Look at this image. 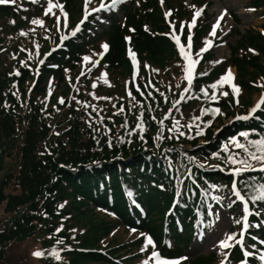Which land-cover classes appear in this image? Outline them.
Wrapping results in <instances>:
<instances>
[{
  "label": "trees",
  "instance_id": "16d2710c",
  "mask_svg": "<svg viewBox=\"0 0 264 264\" xmlns=\"http://www.w3.org/2000/svg\"><path fill=\"white\" fill-rule=\"evenodd\" d=\"M258 3L253 0L250 4L257 8ZM13 4H0V16L14 17L16 11L10 7ZM151 6L142 14L132 7L121 6V9L123 18L130 22L137 33V46L156 58L164 52L168 42L166 35L151 34L143 29L145 24L148 27L158 25ZM16 18L17 32L23 29L18 27L25 18ZM110 18L112 45L109 56L113 62H121L123 47L118 26L123 18L114 15ZM262 26L264 28V24ZM157 29L162 31L160 26ZM6 35L0 36V46L5 52H0V204H4L3 211L7 215L0 218V264L10 262L8 254H4L8 244L25 241L35 233L36 227L45 235L41 240V248L45 252L54 237L68 239L76 236L77 241L83 240V245L87 246L99 238L98 232L105 234L109 227L120 225L132 232L142 231V235L151 238L158 252L167 256H181L183 249L193 241L196 230L209 232L216 221V212L211 210V205L220 204V201L212 196L210 187L232 194L234 185L251 205L250 230L246 233L251 255L244 258L236 243L241 212L238 205L240 199L234 193L228 207L232 212L238 211L227 235L236 237V240L229 241L233 247L199 254L188 264H261L258 255L264 249V199L253 201L252 197L264 195V188L261 187L264 186V172L258 170L260 162L249 160L252 168L257 170L241 172L237 175L236 183L234 177L227 175L226 168L244 167L229 161L230 155H234L237 161L248 158L243 149L236 148L230 142L236 133H249L247 140L238 141L253 152L256 149L248 145V141L264 139V105L249 120H233L232 125L222 122L217 132L222 140L220 138L213 143L208 121L217 114H207L198 120L190 118L188 121L181 116L191 109V105L197 107V102L213 100V95L218 96L200 85L207 82L205 74L196 73L191 83L186 82L177 88L176 92L181 94L177 102L158 109V119L152 118L153 123L147 125L150 130L147 138L133 129L117 137L90 138L86 134L80 137L79 132H75L76 125L70 120L60 119L58 114L49 119L39 116L37 109H24L25 105L19 98L25 94L24 85L30 79V74L24 68L13 73L10 70L13 61L9 57L30 51L31 47L18 46L16 40L15 44L5 42ZM260 39L257 33H248L240 38L239 44L254 45ZM79 41L74 40L65 47L63 56L52 57L56 65L49 67L48 71L53 72L59 80H62L61 60L67 63L70 59L74 61L80 58L82 49ZM232 58L241 73H247L251 68L255 71L254 77L264 84V67L259 57L238 58L234 54ZM156 68L158 70L153 71L159 73L149 85L153 99L158 103V95L162 100L168 99L170 85L160 75V71L166 72V66ZM213 69L214 66L210 68L208 76ZM200 75L204 78L199 79ZM243 84L247 92L252 90L247 82ZM43 86L44 79L38 76L32 89L41 92ZM225 100L224 96L218 99L222 101V109L228 110ZM147 108L154 115L149 104ZM227 113L232 112L228 110ZM96 124L102 125L101 121ZM53 125L57 130H53ZM199 136L205 141H195ZM227 143L231 145L227 146ZM64 199L67 201L64 202ZM73 208L78 210L77 213H72ZM102 209L110 213L112 219L110 225L104 224L98 229L97 223H92V216L96 210ZM64 212L67 215L62 220ZM60 221L65 223L58 228ZM169 243L174 246L170 247ZM93 249L74 252L71 264L82 261L87 264L109 263L108 255H103L100 249ZM148 251H151L149 247ZM53 259L51 252L49 257H41L40 261L43 264H66Z\"/></svg>",
  "mask_w": 264,
  "mask_h": 264
},
{
  "label": "rangeland",
  "instance_id": "374dc122",
  "mask_svg": "<svg viewBox=\"0 0 264 264\" xmlns=\"http://www.w3.org/2000/svg\"><path fill=\"white\" fill-rule=\"evenodd\" d=\"M252 1L123 0L114 9L93 12L81 24L86 8L91 11L98 8L101 3L110 5L112 0H91L88 5L85 0H52L54 5H63V11L54 6L47 15L45 13L48 10L49 0H37L36 3H33L32 0H15V3L10 5L11 9L16 11L14 17L11 15L0 16V25L3 26V28L0 26V36L7 34L5 42L15 44L17 41L18 46L31 47L30 51H24L19 56L9 57L13 61L11 66L9 65L13 73L24 68L30 74V79L24 85L25 94L19 98L20 102L25 105L24 109L28 107L30 111L37 109L39 116L49 119L57 114L61 117L60 119L66 118L76 125L75 132H79L80 137L84 134L89 135L90 138L117 137L120 133L133 129L138 130L143 137L147 138V135H150L147 125L153 123L152 118L158 119L156 116L158 109L170 106L180 99L181 94L176 92L177 88L181 84L189 83L190 75L192 80L196 73H206L207 82L204 81L200 85L203 88H208L210 92H216L218 96L215 100L197 102V107L195 104L191 105L190 110L184 111L186 116H181L187 121L190 118L198 120L207 114H213V110L218 109L217 116L208 121L214 143L221 138L218 137L217 132L222 122V124L232 125L234 117L246 114L264 94V84L254 77L255 71L249 68V72L241 73L233 64L232 58L234 54L238 58L257 56L263 62L264 67V28L262 26L264 24V0H257L259 2L257 8L250 4ZM151 4V12L157 18V26L162 27V31L158 30L157 26L148 27L147 24L143 25V29L151 34L166 35L168 42L167 48L156 58L137 46V33L130 22L125 21L121 9V6L132 7L142 14L143 11L148 10ZM65 12L67 13L66 23ZM169 12L171 14L166 15ZM198 12L201 14L196 17ZM21 13L23 15L19 16ZM100 15L104 16L97 18ZM112 15L120 19L123 18L118 26L123 47L121 62H113L109 56L112 45V34H109ZM16 17L25 18L24 21L21 20L22 25L18 27L23 29L17 32ZM58 17L59 24L57 23ZM220 17L223 19H219ZM194 18L195 26L189 27ZM218 19L219 26L216 27V34L213 36L211 33ZM33 20H42L43 26L32 23ZM77 25H80V31L75 36H71V32L77 28ZM182 26L183 31H181ZM173 30H175V36ZM22 32L26 35H22ZM248 33H257L261 39L254 45H240V38H244ZM188 35L192 37L191 48L188 47ZM62 37L68 38L62 40ZM177 39L179 43H177ZM74 40H80L82 53L79 55L80 58H77L78 60L70 59L67 63L61 60L63 62L62 80H59L53 72L48 71L49 67L56 65L52 57L63 56L66 51L65 47L74 43ZM104 44L108 45L106 51L102 48ZM181 48L186 50L187 60L181 54ZM202 49H206V51H201ZM0 52L5 53L1 46ZM193 60L198 63L195 64L194 71L189 72L186 70V66H191ZM156 66H166V72L160 71V75L162 80L170 85L168 99L162 100V97L157 94L160 101L158 103L153 99L150 86L151 81H154L159 73V71L154 72L158 70ZM213 66L214 69L208 76L210 68ZM229 70L234 71L232 80L225 82L222 87L219 86L218 82L228 74ZM38 76H42L44 79L41 92H37V90L35 92L32 89ZM202 78L204 77L200 75L199 79ZM244 82H247L252 90L247 92ZM233 83L240 89L238 97H234L232 94L230 85ZM214 84L217 85L216 88L212 87ZM223 91L229 93L227 97L222 95ZM223 96L226 99L227 109L232 113L228 114V110L222 109V101L220 102L218 99ZM61 99L64 100V103H60ZM237 99L239 103L236 102ZM147 104L152 108L154 115L149 112ZM100 121L106 127L96 124ZM141 122H143V130L137 128ZM55 127L53 125V130H57ZM54 133L58 132L54 131ZM241 133L245 132L236 133V140L243 141L245 139L240 135ZM195 141L202 142L205 139L199 136ZM189 144L184 145L189 147ZM230 145L227 143V146ZM46 147L49 148V145ZM236 168L240 167H230L226 170H228L227 175L234 177L237 183V175L234 174ZM211 193L212 196H217L220 200V204L213 207L218 214L217 222L209 233L202 234L198 231L195 234L190 246L184 248L181 256L178 257L179 264H188L193 257L199 254L220 250L219 242L224 240L229 229L233 227L235 213L238 211L232 212L228 207V202L233 199V193H223L216 187L212 188ZM245 199L248 200L247 197ZM65 201L67 199H64ZM238 205L241 211V203ZM88 206L93 208L92 205ZM3 207L4 204H0V218L3 215L7 216ZM77 211L76 208L72 209V213H77ZM64 213L62 220L66 219L67 214ZM111 217L112 215L103 209L96 210L92 216V223H97L95 225L100 229L104 224L110 225ZM65 221H60L57 225L58 228H61ZM106 231L105 234L98 232L99 238L87 246L83 245V240L77 241L76 236L68 239L54 237L55 239H51L52 242L48 244L45 252L41 248V240L45 238V235L36 227L35 233L25 241L8 244L4 249V254H8L10 262H6V264H43L44 262L40 261L41 257H49L51 252L54 261L59 260L71 264L74 252H85L94 250L93 248L102 250L103 255H108L109 263L106 264H144L145 261H148V264H158L155 258L150 259L152 253L157 252L156 246L152 241V244H148L151 251H148V247L145 248L149 236L142 235V231L132 232L120 225L109 227ZM37 251L43 252L44 255L34 256L33 253ZM165 260L171 261L170 259ZM75 264L87 263L82 261Z\"/></svg>",
  "mask_w": 264,
  "mask_h": 264
},
{
  "label": "snow or ice",
  "instance_id": "6c2138e0",
  "mask_svg": "<svg viewBox=\"0 0 264 264\" xmlns=\"http://www.w3.org/2000/svg\"><path fill=\"white\" fill-rule=\"evenodd\" d=\"M32 2L36 3L37 0H32ZM121 2H123V0H112V3L110 5H105L104 3H101L98 8L92 9L91 11H88V9L86 8L85 9V16L83 17V19L81 20L80 23L83 24L84 21L87 20L88 16L91 15L93 12H99V11L105 10V9H114L116 7V5L118 3H121ZM8 3H15V0H0V4H8ZM85 3H86V5H88V4L91 3V0H85ZM54 6L55 7H59L60 10L63 11V5H59V4L54 5L52 0H49L48 10L46 11L45 14L47 15L48 12H51V10H52V8ZM170 14H171L170 12L166 13V15H170ZM200 14H201L200 12L196 13V17H199ZM64 15H65V23H66L67 13L65 12ZM219 19H223V17H220ZM219 19L217 21V24L214 25V27H213V31L211 33V35H213V36H215V34H216V31H215L216 27L219 26ZM195 22L196 21H195V18H194L192 24L189 27H194L195 26ZM13 23H14V21H13ZM32 23L39 24V25L43 26V21L42 20H33ZM57 23L59 24V17L57 18ZM78 31H80V25H77V28L71 32V36H75ZM181 31H183V26L181 28ZM21 34L22 35H26V33H23V32ZM173 35L175 36V30H173ZM67 38L68 37H62L61 39L63 40V39H67ZM187 40H188V47L191 48V41H192L191 35H188ZM177 43H179L178 39H177ZM102 48L106 51L107 48H108V45L104 44V45H102ZM180 51H181V54L184 55V58L187 60L188 59V54H187L186 50L184 48H181ZM201 51H206V49H202ZM197 55H199V53H197ZM196 63H198V61L193 60L191 62V66H186V70H188L189 72L194 71V67H195ZM203 74H206V73H203ZM231 79H232V74H231V72L229 70L228 74L225 77H223L220 82H218L219 86L222 87L225 82L230 81ZM189 83H191V75L189 76ZM230 86L232 88V94L234 95V97H238L239 93H240L239 87L236 86L234 83L231 84ZM212 87L216 88L217 85L214 84V85H212ZM205 94L207 95L206 92H205ZM228 94H229L228 92H223L222 93V95H224V96H227ZM212 99L215 100L216 96L213 95ZM236 102L239 103V100L237 99ZM60 103H64V100L61 99ZM261 105H264V94H262L260 102L256 106H254V108L252 109V112H255L256 109L259 108ZM218 112H219L218 109L213 110V115L217 114ZM248 118H249L248 116L237 117V119H248ZM177 123H179V122L177 121ZM137 128L143 130V122L138 124ZM198 134H202V133L198 132ZM240 135L243 136L247 140L249 134L248 133H241ZM232 143L235 145L236 148L243 149L247 153V156H248L247 159H242V160H239V161L236 160L234 155H230L228 157L229 161H231L232 163H234V164L235 163H239V164L244 165L243 168L234 169V174L235 175H239L243 171H249V170L256 171L257 170V169L252 168L251 164L249 163V160H256V161L260 162L261 167L258 170L261 171V172H264V139L249 140L248 141V145H250L251 147L256 149V151H254V152L253 151H249V148H248L247 145H245L243 143H240L235 138L232 140ZM257 153H259V155ZM261 187L264 188V186H261ZM234 190H235V185H234ZM235 195L237 196L238 199H240L241 201H244V198L240 195L239 191H235ZM252 199H253V201L262 200V199H264V195L253 196ZM243 210H244V213H245V216H244L245 228H247V226H248L247 225V216L250 213H249V209H248L246 201H244V209ZM232 240H236V237L234 235H229L225 240L219 242V247L220 248L233 247V245L229 243V241H232ZM236 243L240 244V243H242V241L241 240H236ZM148 244H152V240H151L150 237L147 238V243L145 245V248L147 247ZM142 250H144V249H142ZM33 255L37 256V257H40V256L44 255V253L40 252V251H37V252H34ZM245 255H251V253L250 252H245ZM152 258H155L158 261V264H179L178 261H167V260L160 259L159 253H157L155 251L152 253V256L150 257V259H152ZM144 264H148V261H145Z\"/></svg>",
  "mask_w": 264,
  "mask_h": 264
},
{
  "label": "bare ground",
  "instance_id": "6f19581e",
  "mask_svg": "<svg viewBox=\"0 0 264 264\" xmlns=\"http://www.w3.org/2000/svg\"><path fill=\"white\" fill-rule=\"evenodd\" d=\"M231 71H232V72H231ZM231 71H230V72H231V74H232V78H233V74H234L233 72H234V71H233V70H231ZM231 80H232V79H231Z\"/></svg>",
  "mask_w": 264,
  "mask_h": 264
}]
</instances>
